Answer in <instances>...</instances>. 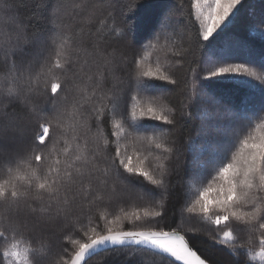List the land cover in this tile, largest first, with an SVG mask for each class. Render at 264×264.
<instances>
[{"label": "snow or ice", "instance_id": "obj_1", "mask_svg": "<svg viewBox=\"0 0 264 264\" xmlns=\"http://www.w3.org/2000/svg\"><path fill=\"white\" fill-rule=\"evenodd\" d=\"M242 5L193 0L191 27L181 28L169 10L144 33L137 16L143 0H0V264H87L97 250L123 252L128 264H144V254L161 264H212L179 226L157 227L176 191L172 177L182 172L192 181L206 173V186L187 211L198 210L216 226L212 239L239 257L231 264H243L245 256L264 264V107L254 125L208 91L257 73L210 53L193 70L190 93L185 77L177 114L155 103L158 94L172 92L165 84L178 82L166 74L169 67L150 63L147 52L169 33L180 31L183 41L197 24L196 47H214ZM42 9L49 14L37 15ZM173 54L181 56V49ZM257 79L264 96V76ZM141 97L146 106L137 103ZM190 124L202 151L189 162L181 133ZM127 205L137 210L107 220L120 223L119 230H101L105 211ZM123 220L133 228L124 230ZM125 245L138 247L129 255L119 247ZM251 245L260 250L253 253Z\"/></svg>", "mask_w": 264, "mask_h": 264}, {"label": "trees", "instance_id": "obj_2", "mask_svg": "<svg viewBox=\"0 0 264 264\" xmlns=\"http://www.w3.org/2000/svg\"><path fill=\"white\" fill-rule=\"evenodd\" d=\"M35 0H33V3ZM122 4H127L131 0H120ZM146 5L141 9L137 16L142 21L144 33L151 31L157 14L162 11L175 12L176 19L181 28L191 27L189 18L195 22V10L193 9L192 0H143ZM182 3L183 9L174 7ZM160 5L165 7L161 8ZM50 9H42L37 11V15L44 17L49 14ZM234 22L229 28L226 38H221L214 47L203 50V52L196 47V35L198 33V24L195 32H184V39L181 41V32L178 31L176 35L169 33L167 40L161 38L156 48H148L149 62L154 66L157 62L169 67L170 71L166 74H171L178 82L177 86L165 84V88L172 89V92L164 93L157 96L155 103L159 106L172 109L178 114V108L183 97L181 90L184 89V79L187 77V91L190 93L193 87V70L198 66H202L203 62L209 57V54L215 56H227L233 62L246 63L249 67L257 73V77L264 76V0H243V5L240 12L234 18ZM7 21H4V26H7ZM39 27H45V23L41 21ZM70 35V34H69ZM145 44L148 43L146 40ZM201 44L206 43L200 41ZM181 49V56L174 55V51ZM191 49V55H185L183 50ZM180 61V62H178ZM257 77H239L237 81L233 82L228 88H217L212 86L208 91L221 103L229 104L237 111L253 118V124L259 121L255 119L256 114L264 107V96L260 92V82ZM243 81V83H240ZM157 83L164 84L162 81ZM205 98V97H204ZM201 97L202 100H205ZM141 106H146L147 98L141 97L137 102ZM158 123V122H153ZM199 123V119L195 121ZM105 128L110 134L112 132L111 121L105 122ZM192 137V142L188 143V138ZM196 132L194 124L185 127L181 133V143L185 145L183 150V158L191 160L192 146H196L200 154L201 144L195 139ZM121 150H124V144L121 145ZM129 153L132 149L129 146ZM198 156V155H197ZM154 166L158 167V161H153ZM205 176L197 177L194 181L186 180L182 172L179 177H172L176 184V191L172 194L167 202L166 214L157 225L166 231L177 229L181 234H186V238L191 242L194 249H198V254H204L212 260V264H231L232 259H239V257H230L228 252L230 247L218 245L212 239L216 234L215 225L206 220L203 215L197 210L189 213L187 208L193 204V201L198 196L199 189L206 186L207 179ZM2 179V177H0ZM203 180V183H202ZM137 210L136 205H127L124 207H117L111 211H105L106 220L100 221L101 230L106 232L107 227H112L114 230L120 229V223L112 225L107 224V220H114L117 215L123 217L124 213H131ZM93 215L98 219L100 213L96 210ZM124 230L133 228V224L128 220H123ZM137 227H147L143 222H138ZM236 235L243 242L247 240V235L237 232ZM75 238L85 241L87 238L82 235H77ZM76 249L77 245H69ZM23 247V245H22ZM253 253L259 251V247L251 245ZM3 246L0 245V251ZM130 255L131 249L135 247L122 246ZM144 264H161V262L152 257L150 254L143 255ZM87 264H128L125 253H109L100 252L87 261ZM243 264H261L259 259L252 260L250 256L243 258Z\"/></svg>", "mask_w": 264, "mask_h": 264}, {"label": "rangeland", "instance_id": "obj_3", "mask_svg": "<svg viewBox=\"0 0 264 264\" xmlns=\"http://www.w3.org/2000/svg\"><path fill=\"white\" fill-rule=\"evenodd\" d=\"M193 2V0H192ZM204 98V97H203ZM206 100V98H204ZM192 154H191V160H193L194 157H196L197 155L199 156L200 154L198 153V149L196 148V146H192Z\"/></svg>", "mask_w": 264, "mask_h": 264}, {"label": "water", "instance_id": "obj_4", "mask_svg": "<svg viewBox=\"0 0 264 264\" xmlns=\"http://www.w3.org/2000/svg\"><path fill=\"white\" fill-rule=\"evenodd\" d=\"M125 246H135V245H125ZM112 247H116V246H112ZM119 247H122V246H119ZM136 247H138V246H136ZM100 252H102V251L101 250H97V254L100 253ZM176 264H179V262H176Z\"/></svg>", "mask_w": 264, "mask_h": 264}, {"label": "bare ground", "instance_id": "obj_5", "mask_svg": "<svg viewBox=\"0 0 264 264\" xmlns=\"http://www.w3.org/2000/svg\"><path fill=\"white\" fill-rule=\"evenodd\" d=\"M131 247H136V246H131ZM195 250V249H194Z\"/></svg>", "mask_w": 264, "mask_h": 264}]
</instances>
